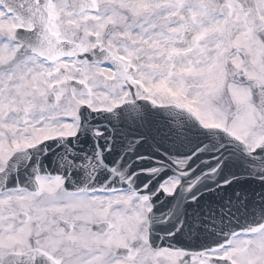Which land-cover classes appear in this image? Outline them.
<instances>
[{"label": "snow or ice", "instance_id": "obj_1", "mask_svg": "<svg viewBox=\"0 0 264 264\" xmlns=\"http://www.w3.org/2000/svg\"><path fill=\"white\" fill-rule=\"evenodd\" d=\"M264 0H0V264H264Z\"/></svg>", "mask_w": 264, "mask_h": 264}, {"label": "water", "instance_id": "obj_2", "mask_svg": "<svg viewBox=\"0 0 264 264\" xmlns=\"http://www.w3.org/2000/svg\"><path fill=\"white\" fill-rule=\"evenodd\" d=\"M237 190H244L246 191L249 195L255 193L259 194L261 192H264V185H262L258 180L255 178L251 177H241V182L236 185Z\"/></svg>", "mask_w": 264, "mask_h": 264}]
</instances>
